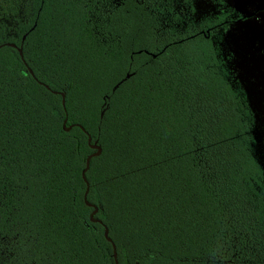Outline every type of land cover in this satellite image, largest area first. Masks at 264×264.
I'll return each mask as SVG.
<instances>
[{"label":"trees","instance_id":"16d2710c","mask_svg":"<svg viewBox=\"0 0 264 264\" xmlns=\"http://www.w3.org/2000/svg\"><path fill=\"white\" fill-rule=\"evenodd\" d=\"M181 1L0 0V264H115L103 225L117 264H264L253 113Z\"/></svg>","mask_w":264,"mask_h":264},{"label":"rangeland","instance_id":"374dc122","mask_svg":"<svg viewBox=\"0 0 264 264\" xmlns=\"http://www.w3.org/2000/svg\"><path fill=\"white\" fill-rule=\"evenodd\" d=\"M190 2L194 8V23L205 22L208 29L222 21L227 23L214 28L208 39L217 58L225 61L246 96L253 113L255 154L264 169V0ZM178 4L184 15L188 13L187 5L181 0ZM250 12L255 14L250 16Z\"/></svg>","mask_w":264,"mask_h":264},{"label":"water","instance_id":"95a60500","mask_svg":"<svg viewBox=\"0 0 264 264\" xmlns=\"http://www.w3.org/2000/svg\"><path fill=\"white\" fill-rule=\"evenodd\" d=\"M25 37H26V34L22 37L21 43H20V45H19L18 47H17L15 44H13V43H5V44L0 45V48L7 46V47H11V48H13V49H16L17 52H18V55H19V58H20L22 64H23L24 67L27 69L28 73H29L32 77H34L32 70L27 66V64H26V62L24 61V58H23L22 46H23V40L25 39ZM138 53H140V51H139ZM150 55H151L152 57H155V56H156V55H154V54H150ZM130 76H132V74H129V73L126 74L125 77L123 78V80H122L120 83L116 84V85L113 87L112 92H114V90H115L116 88H118L119 85H120L121 83H123L125 80H127L128 78H130ZM40 84H41V83H40ZM44 87H46V88L48 89L47 86H44ZM54 93H55V94H60V95H61V98H62V106H63V108H64V104H65L64 94H63V93H59V92H54ZM107 99H108V97H104V98H103L104 103H103V105L101 106L100 119H101L102 116H103L104 108H105V105H106V102H105V101H106ZM66 121H67V117L65 116V119H64V121H63V123H62V128H63V130H64L65 132H69L73 126L80 128V129L85 133V135L87 136V145H88V147H89L91 150H93V153L87 155V157L85 158V161H84V167H83L82 172H81V179H82V181H83V183H84V185H85V190H84V194H83V200H84L85 204H86L88 207H91V208L93 209V211L90 213V216H89L90 221H91L92 223H98V224H100V225H103L102 222H101L99 219L94 218V215H95L96 212H97V208H96L94 205H92V204H90V203L87 202V194H88V191H89V184H88V182H87V180H86V177H85V175H86V173H87V171H88V169H89V163H90V160H91L92 158H95V157L100 156V154H101V152H102V149H101V147L98 145V140L96 139V140L92 141L91 136L85 131V129H84L81 125H79V124H74V125H70L69 127H66ZM103 228H104V233H103L104 238H105V240H106L107 242H109V243L111 244V248H112V256H113V259H114V263L117 264L116 248H115V245L113 244V242L111 241V239H110L109 236H108V229H107V227L103 225Z\"/></svg>","mask_w":264,"mask_h":264},{"label":"flooded vegetation","instance_id":"af4514ba","mask_svg":"<svg viewBox=\"0 0 264 264\" xmlns=\"http://www.w3.org/2000/svg\"><path fill=\"white\" fill-rule=\"evenodd\" d=\"M252 12V11H251ZM250 12V16H253L255 13H251ZM248 15V16H249ZM249 16V17H250ZM227 23H225V21H222V22H220V23H218V24H215L214 26H213V28H210V29H208V28H206V29H204L203 31H200L199 33L201 34V36H205L206 37V39H208V37H210V35H211V32H212V30L214 29V28H216V27H223V26H225Z\"/></svg>","mask_w":264,"mask_h":264}]
</instances>
